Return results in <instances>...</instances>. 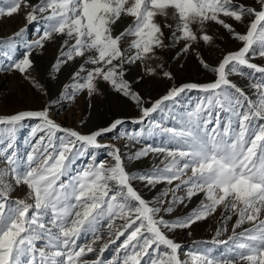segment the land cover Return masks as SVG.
Segmentation results:
<instances>
[{
	"label": "snow or ice",
	"instance_id": "snow-or-ice-1",
	"mask_svg": "<svg viewBox=\"0 0 264 264\" xmlns=\"http://www.w3.org/2000/svg\"><path fill=\"white\" fill-rule=\"evenodd\" d=\"M3 5L0 18L23 12L25 24L0 39V55L10 61L0 71L19 72L44 91L31 74L33 56L59 40L52 71L81 62L51 103L71 102L81 93L101 95L103 83L133 102L139 114L116 117L87 133L57 123L48 106L0 115V264H104L111 245L115 256L108 264H264V65L253 62L264 60V0H3ZM29 26L38 33L34 40L24 39ZM219 29L239 46L220 50L210 65L200 48H218ZM175 44L215 78L172 86L160 98L145 100L125 78L127 66L139 62L146 74L156 75L164 65L150 62ZM18 45L25 50L13 59ZM162 75L172 78L168 71ZM233 75L248 77L252 95ZM192 90L202 93L193 108L176 114L171 126L157 121L153 114L170 111ZM28 120L37 121L30 132L34 143L19 157L14 141ZM126 123L140 127L125 132ZM156 135L164 137V146L130 148L127 160L156 154L160 166L135 174L127 170L119 147L102 142L125 137L134 147ZM101 149L111 162L97 161ZM82 157L88 163L74 169ZM134 181L150 187L179 183L146 200ZM20 186L26 196L14 198ZM181 188L184 195L178 196ZM196 196L203 198L188 214L162 215L187 207ZM217 209L225 222L236 217L231 235L219 238L228 231L225 223L210 241H194L192 249L182 251L170 233L191 229ZM245 224L250 226L241 229ZM209 245L226 247L214 255Z\"/></svg>",
	"mask_w": 264,
	"mask_h": 264
},
{
	"label": "rangeland",
	"instance_id": "rangeland-1",
	"mask_svg": "<svg viewBox=\"0 0 264 264\" xmlns=\"http://www.w3.org/2000/svg\"><path fill=\"white\" fill-rule=\"evenodd\" d=\"M0 6H4L3 0H0ZM22 18L23 12L10 18L6 16L0 18V39L6 40L7 38H4L6 35L10 37L9 34H5L9 28L15 27L14 30H18L20 28V25H18L20 20H24ZM128 22L129 21L126 20L125 24L121 25V28L126 26ZM215 27L216 26H214V28ZM237 30L243 31L244 28L243 26H239ZM37 35L38 33L35 28L29 26V31L25 33L24 39L34 40L37 38ZM218 35V48L206 46H201L200 48L201 55L209 62L210 65H214L216 63L220 56V50H234L239 46L238 42L230 39L226 34H224L223 29H219ZM59 47L60 41L56 40L55 42L48 43L42 54L37 55L34 53V67L31 74L40 82L41 85H43L44 91L35 89L29 80L25 79L19 72L0 71V115H9L22 110H40L48 106L52 118L58 121L57 123H60L64 127L74 128L82 133H87L98 127L107 126V124L116 117L131 119L139 114L138 109L135 107L133 102L115 93L108 87V85L103 83H101V88L103 90L101 95L89 98L86 94L81 93L77 95L74 101H60L55 104L51 103L52 101L59 100L63 86L71 82V74L76 70L81 62L78 59L75 62L63 66L59 72H53L52 65L57 58ZM180 47V44L172 45L159 53V61L150 62L152 67H155L157 63H163L164 65L163 70L157 69L156 75L146 74L144 66L139 62L127 66L125 78L132 82L133 89L145 98V100L152 101L160 98L172 86H180L184 83L203 84L215 78L214 73H212L209 69H205L194 54H183L180 52ZM24 50L25 49L22 45H18L16 48L12 49V58H19L20 54ZM9 62L10 61L7 57L0 55V66H5ZM253 62L259 65H264V60H261L259 57H256ZM162 71L170 72L172 78H165L162 75ZM254 75L259 76V74ZM231 79L239 87L244 88L249 95H252V90L248 87V77L233 75ZM201 96L202 93L196 90L183 93L181 94V97L178 98V103L171 106L170 111H166L159 115H153L156 117L157 121L162 123L164 126H171L176 120V114H182L184 111L193 108ZM52 111L54 112L53 114ZM69 114L72 121L66 119ZM81 121H83V123H81ZM36 123L37 121L35 120L25 121L23 127L18 130L14 143L19 157H24V155L30 151L31 146L34 143L30 137V132ZM138 127L140 126L132 123H126L123 126V129L125 128L124 131L128 132L134 131ZM109 135L111 136L112 134ZM105 141L107 143H114L121 149V152L125 156L127 170L134 174L151 170L153 165L160 166V160L162 157L156 154H149L148 157L142 158L139 161H129L127 160V156L131 155V152L129 151L130 148L135 151L146 144H150L155 147L164 146L166 143L162 135L141 138L140 142L136 143L134 147L133 142L127 140L125 137L115 140L105 137L102 142ZM100 160H108L111 162V158L106 156L103 149L97 151V161ZM87 163L88 157H82L76 161L73 168H83ZM133 184L146 200H153L154 198L159 197L160 194L168 187L167 184H157L154 187H150L140 181H134ZM180 191L184 195L185 190L183 189ZM26 192V188L24 186H20L15 189L12 195L14 198H24L26 196ZM168 198H171L170 193ZM202 198V196L193 197L190 202L186 201L187 207L184 205H178L172 214L162 213V215L165 216V219H174L177 216L186 215L193 208L199 205ZM235 220L236 217L233 215L231 220L225 222L223 210L217 209V211L213 215L209 216L208 219L198 222L191 229H178L175 232L170 233V236L175 241L178 240L180 242L184 235L186 242L183 241L182 243V251H186L187 247L189 249L194 247V241H210L213 237H215L217 230L221 229L225 223L228 231L223 233L219 238L227 239V237L231 235V229ZM249 226L250 225L248 224L242 225L241 229ZM241 229H237V232L241 231ZM208 231H210L209 234ZM189 232H191V235H189ZM206 234H208L209 237H207ZM199 235L206 236L199 238ZM122 239L123 237H121V240ZM116 243L119 244L120 241H117ZM39 246L40 242L37 243V247ZM200 246L203 247V245ZM115 247L116 245H111L109 249L103 253L102 259L104 264H108V262L114 258ZM209 247H212L213 254L215 255L222 253L226 246L209 245ZM89 256L92 257V254H89Z\"/></svg>",
	"mask_w": 264,
	"mask_h": 264
},
{
	"label": "bare ground",
	"instance_id": "bare-ground-1",
	"mask_svg": "<svg viewBox=\"0 0 264 264\" xmlns=\"http://www.w3.org/2000/svg\"><path fill=\"white\" fill-rule=\"evenodd\" d=\"M23 19V18H22ZM24 24H25V21L24 20H20V23L18 24V25H20V28L21 27H23L24 26ZM14 28L15 27H13V28H9V29H7V31H6V33L5 34H9V36H11L14 32H16L17 30H14ZM4 38H8V35H6V36H4ZM200 68V67H199ZM54 112L52 111V114H53ZM67 120H71L72 121V119H71V117H70V114L68 115V117L66 118ZM56 122H58V121H56ZM67 122V121H66ZM125 130V128L123 129V131ZM103 143H106L107 144V142L105 141V142H103ZM176 183H179V181H176V182H174L173 183V185H168V187L167 188H170V187H175V184ZM180 190H183V189H180ZM180 190H178L177 191V195L178 196H182L183 194H182V192L180 191ZM184 192V191H183ZM171 194V193H170ZM210 233V231H208V234ZM183 234H185V233H183ZM208 234H206L207 235V237H209V235ZM205 235V236H206ZM211 235V234H210ZM204 235H199L198 237L200 238V237H203ZM204 236V237H205ZM177 242H179L178 240H176ZM183 241H185L186 242V240H185V237H184V235H183V237H182V239H181V241L179 242V243H183ZM186 250V249H185ZM187 250H189V248L187 247Z\"/></svg>",
	"mask_w": 264,
	"mask_h": 264
}]
</instances>
